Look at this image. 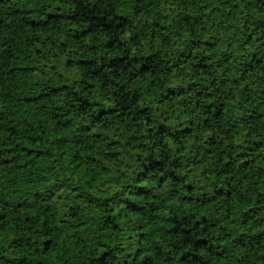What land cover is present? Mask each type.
<instances>
[{
    "label": "trees",
    "instance_id": "obj_1",
    "mask_svg": "<svg viewBox=\"0 0 264 264\" xmlns=\"http://www.w3.org/2000/svg\"><path fill=\"white\" fill-rule=\"evenodd\" d=\"M0 264H264V0H0Z\"/></svg>",
    "mask_w": 264,
    "mask_h": 264
}]
</instances>
